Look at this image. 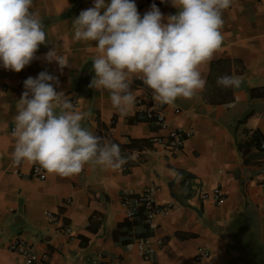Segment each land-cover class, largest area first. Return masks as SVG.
Here are the masks:
<instances>
[{
    "label": "crops",
    "instance_id": "obj_1",
    "mask_svg": "<svg viewBox=\"0 0 264 264\" xmlns=\"http://www.w3.org/2000/svg\"><path fill=\"white\" fill-rule=\"evenodd\" d=\"M153 3L165 23L178 12L171 0H136L141 16ZM93 6L94 0H34L48 42L21 71L0 67V264H25L11 246L17 238L32 246L35 264L117 259L122 264H264V156L255 148L246 154L239 148L253 130L264 132V0H232L223 12L221 47L200 66L205 89L191 99L161 104L171 126L193 132L176 152L152 142L168 132L140 114L137 100L153 98L141 78L133 77L130 90L136 101L126 114L113 107L107 90L89 87L96 42L74 41L72 21ZM55 47L68 64L62 70L58 62L45 59ZM41 71L58 77V84L51 83L62 98H79L76 109L86 114L82 126L101 143H118L129 171L89 162L69 177L43 168L46 177L40 179L33 175L38 163L13 164L17 103L26 90L24 81ZM224 75L238 79L239 87L218 85ZM217 187L226 197L222 204L202 198ZM147 189L157 203L174 202L175 207L152 224L148 238L153 251L144 261L140 239L124 247L121 242L130 234L117 242L115 231L129 218L123 196L134 198ZM146 224L143 220L131 234L145 233ZM201 247L210 255L198 259Z\"/></svg>",
    "mask_w": 264,
    "mask_h": 264
},
{
    "label": "clouds",
    "instance_id": "obj_2",
    "mask_svg": "<svg viewBox=\"0 0 264 264\" xmlns=\"http://www.w3.org/2000/svg\"><path fill=\"white\" fill-rule=\"evenodd\" d=\"M178 12L167 17L153 3L141 16L136 0H94L72 21L73 39L96 42L93 60L95 76L89 87L109 92L114 108L121 114L135 104L131 89L138 77L153 90L161 104L177 98L191 99L205 89L200 66L212 60L221 47L223 12L232 0H171ZM34 0H0V67L21 71L47 43L42 19L33 9ZM61 70L68 65L52 48L45 54ZM58 77L41 71L24 81L26 89L17 103L15 138L11 159L14 165L27 160L49 173L69 177L94 162L119 169L127 162L118 143H101V137L82 126L85 113L58 92ZM225 88L239 87L233 76L217 78ZM59 108V112H57Z\"/></svg>",
    "mask_w": 264,
    "mask_h": 264
},
{
    "label": "built area",
    "instance_id": "obj_3",
    "mask_svg": "<svg viewBox=\"0 0 264 264\" xmlns=\"http://www.w3.org/2000/svg\"><path fill=\"white\" fill-rule=\"evenodd\" d=\"M72 104L76 108L79 105V98H73ZM137 106L144 119L154 123L162 130H167L168 132L166 136L153 137L152 142L155 145H159L170 152H176L185 146L187 140L193 134L191 130H184L171 126L167 113L163 109L161 103L155 101L153 98L138 99ZM177 112H180V110H177ZM135 158L137 161L142 160L140 154L135 155ZM120 168L122 171L127 172L130 170L131 164L127 161ZM33 175L40 179H45L46 171L40 165H35L33 168ZM189 185V182L185 183L187 188ZM202 198L205 200L212 198L217 204H222L226 199L223 190L219 187L215 188L212 192H204L202 194ZM122 202L124 206L128 208L127 213L129 218L135 217L139 210H143L145 221L151 225L155 222L159 215L169 214L175 207L174 202H167L165 204L157 203L154 197V192L151 189L140 192L134 198H130L125 195L123 196ZM47 217L50 221L55 219V215L52 212H48ZM66 232L68 234L71 233V226L66 228ZM138 244L143 260H148L153 251L150 239L148 237L140 239ZM11 246L12 249L17 251L24 259L25 264H35L36 256L33 254L32 246L26 239L17 238L12 242ZM198 252V259L206 258L210 255V252L204 247L199 248ZM98 264H122V262L117 259L110 260V262L107 263L99 262Z\"/></svg>",
    "mask_w": 264,
    "mask_h": 264
},
{
    "label": "trees",
    "instance_id": "obj_4",
    "mask_svg": "<svg viewBox=\"0 0 264 264\" xmlns=\"http://www.w3.org/2000/svg\"><path fill=\"white\" fill-rule=\"evenodd\" d=\"M239 148L244 154L251 152L252 148L257 149V154L264 156V132L259 129L250 132L248 139L245 142L239 143ZM145 221L143 210H141L135 218H127L124 222L117 226L115 231V240L119 242L120 236L129 235V238L122 240L124 247L131 246L136 240L147 238L151 234V224H146L147 231L145 233L132 235L131 232L135 226H138L142 221Z\"/></svg>",
    "mask_w": 264,
    "mask_h": 264
}]
</instances>
